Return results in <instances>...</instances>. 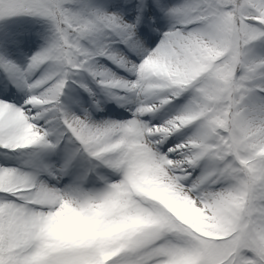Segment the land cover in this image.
<instances>
[{"label": "snow or ice", "instance_id": "1", "mask_svg": "<svg viewBox=\"0 0 264 264\" xmlns=\"http://www.w3.org/2000/svg\"><path fill=\"white\" fill-rule=\"evenodd\" d=\"M0 264H264V0H0Z\"/></svg>", "mask_w": 264, "mask_h": 264}]
</instances>
